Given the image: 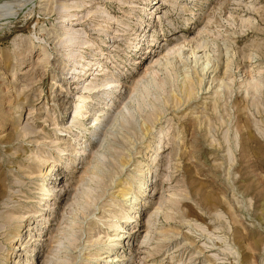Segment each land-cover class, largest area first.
<instances>
[{
  "label": "rangeland",
  "instance_id": "rangeland-1",
  "mask_svg": "<svg viewBox=\"0 0 264 264\" xmlns=\"http://www.w3.org/2000/svg\"><path fill=\"white\" fill-rule=\"evenodd\" d=\"M0 264H264V0L1 1Z\"/></svg>",
  "mask_w": 264,
  "mask_h": 264
},
{
  "label": "bare ground",
  "instance_id": "bare-ground-1",
  "mask_svg": "<svg viewBox=\"0 0 264 264\" xmlns=\"http://www.w3.org/2000/svg\"><path fill=\"white\" fill-rule=\"evenodd\" d=\"M1 1H6V0H0V2ZM14 1V0H13ZM139 38V37H138ZM142 39V38H141ZM69 46V45H68ZM70 55V54H69ZM76 68V67H75ZM83 68H85V72H87L89 69H91L92 67H88V66H83ZM78 72V71H77ZM73 73H75L76 74V70H74V72ZM189 81H191V80H189ZM193 82V81H192ZM187 83V82H186ZM187 85V84H186ZM195 85V84H194ZM188 86V88H187V93H188V96L190 97V96H192V94H194L193 92H192V89H191V86H190V84L189 85H187ZM143 124V123H142ZM115 125V124H114ZM148 127V126H147ZM148 129V131L151 129L150 127H148L147 128ZM105 135H107V133L105 134ZM105 143H107V142H105ZM104 146V145H103ZM63 151V150H62ZM103 156V155H102ZM104 157V156H103ZM125 159V158H124ZM127 164V163H126ZM92 168V167H91ZM91 170V174L92 175H94V177L97 175V176H100V175H98L97 173H96V171H95V167L94 168H92V169H90ZM102 174V173H101ZM102 176V175H101ZM100 176V177H101ZM103 177V176H102ZM54 187H55V185H54ZM118 192L119 193H121L122 195L124 194V196H126L128 193H126V191H125V189H119L118 190ZM136 199H137V195L136 194H134L132 197H130V205L132 206L133 205V203L136 201ZM126 218H128V217H126ZM110 226H116V227H120L121 225H119V224H117V223H111L110 224ZM117 236L119 235V234H116ZM71 239H72V237H71ZM73 241H75V237H73ZM72 241V242H73ZM71 242V243H72ZM110 259H111V261H117V257H110Z\"/></svg>",
  "mask_w": 264,
  "mask_h": 264
}]
</instances>
